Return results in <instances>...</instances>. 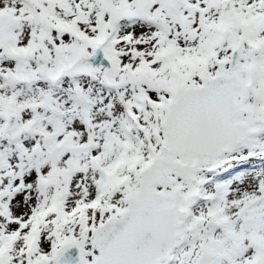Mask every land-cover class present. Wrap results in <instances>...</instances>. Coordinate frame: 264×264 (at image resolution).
I'll list each match as a JSON object with an SVG mask.
<instances>
[{
    "label": "snow or ice",
    "instance_id": "obj_1",
    "mask_svg": "<svg viewBox=\"0 0 264 264\" xmlns=\"http://www.w3.org/2000/svg\"><path fill=\"white\" fill-rule=\"evenodd\" d=\"M0 264H264V0H0Z\"/></svg>",
    "mask_w": 264,
    "mask_h": 264
}]
</instances>
